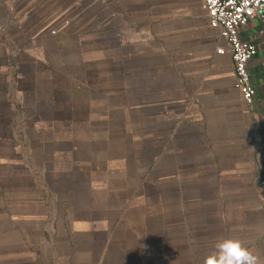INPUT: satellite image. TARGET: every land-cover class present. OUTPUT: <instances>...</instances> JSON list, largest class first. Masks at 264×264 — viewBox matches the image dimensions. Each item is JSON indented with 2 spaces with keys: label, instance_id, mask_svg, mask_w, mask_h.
Wrapping results in <instances>:
<instances>
[{
  "label": "crops",
  "instance_id": "obj_1",
  "mask_svg": "<svg viewBox=\"0 0 264 264\" xmlns=\"http://www.w3.org/2000/svg\"><path fill=\"white\" fill-rule=\"evenodd\" d=\"M32 4L0 0V264H204L226 238L264 264V44L245 104L200 0Z\"/></svg>",
  "mask_w": 264,
  "mask_h": 264
},
{
  "label": "built area",
  "instance_id": "obj_2",
  "mask_svg": "<svg viewBox=\"0 0 264 264\" xmlns=\"http://www.w3.org/2000/svg\"><path fill=\"white\" fill-rule=\"evenodd\" d=\"M209 26L216 29L228 46L233 63L235 87L245 104L255 98V88L248 72L249 61L257 54L259 43L264 44V0H200ZM256 23V40H249L242 33L251 23ZM217 53H224L220 46ZM264 56V46L262 48ZM264 74V63L262 65Z\"/></svg>",
  "mask_w": 264,
  "mask_h": 264
},
{
  "label": "clouds",
  "instance_id": "obj_3",
  "mask_svg": "<svg viewBox=\"0 0 264 264\" xmlns=\"http://www.w3.org/2000/svg\"><path fill=\"white\" fill-rule=\"evenodd\" d=\"M204 264H262L259 257L243 246L239 239L218 241L215 250L205 258Z\"/></svg>",
  "mask_w": 264,
  "mask_h": 264
},
{
  "label": "rangeland",
  "instance_id": "obj_4",
  "mask_svg": "<svg viewBox=\"0 0 264 264\" xmlns=\"http://www.w3.org/2000/svg\"><path fill=\"white\" fill-rule=\"evenodd\" d=\"M30 1L31 0H5V2L7 3H11L13 9L15 10L16 13H21V17L23 18V16H26L27 18L21 19V20H25L28 25H31L33 23L36 22V20L34 17H36L37 13L35 12V10L30 11V9L26 10V7H32L34 4L30 5ZM9 14V17H12V13H10V11L7 12ZM34 18V19H33Z\"/></svg>",
  "mask_w": 264,
  "mask_h": 264
}]
</instances>
